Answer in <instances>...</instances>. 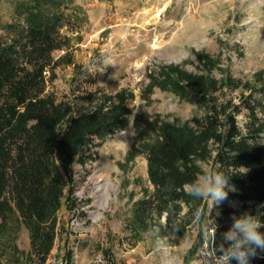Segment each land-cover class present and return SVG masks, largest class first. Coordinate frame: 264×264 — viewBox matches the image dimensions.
I'll return each mask as SVG.
<instances>
[{
	"label": "rangeland",
	"instance_id": "374dc122",
	"mask_svg": "<svg viewBox=\"0 0 264 264\" xmlns=\"http://www.w3.org/2000/svg\"><path fill=\"white\" fill-rule=\"evenodd\" d=\"M78 9L80 24L63 31L71 47L55 53L56 58L68 53L76 66H59L48 91L88 112L97 104L109 108L125 92L130 112L127 127L93 138L75 163L74 201L69 206L62 200L55 248L46 264H53L57 253H69L68 264H98L99 254L103 264H157L151 233L131 225L134 204L153 191L138 132L158 120L184 124L205 114L201 104L162 88L166 73L208 76L219 84L216 96L234 105L251 94L245 85L258 84V74L264 80V0H0V36L7 41L33 23ZM227 79L239 85H226ZM258 116L264 119V111ZM238 120L243 126L247 111ZM204 165L219 168L214 158ZM215 207L208 206L205 226L214 220ZM241 207L238 200L218 205ZM76 215L80 225L75 223L72 233ZM199 232L195 224L185 235L167 230L164 236L181 247L179 252L189 249L185 264H204L201 250L207 246L205 240L200 245ZM31 251L29 229L15 217L5 224L0 220V264H27Z\"/></svg>",
	"mask_w": 264,
	"mask_h": 264
},
{
	"label": "trees",
	"instance_id": "16d2710c",
	"mask_svg": "<svg viewBox=\"0 0 264 264\" xmlns=\"http://www.w3.org/2000/svg\"><path fill=\"white\" fill-rule=\"evenodd\" d=\"M79 14L78 9L74 15L33 23L7 41L0 36V220L5 224L15 217L29 229L32 251L27 264H46L53 253L62 200L69 206L74 201L73 167L85 147L93 138H106L128 123L125 92L109 108L97 104L88 112L59 102L48 91L59 66H76L68 53L60 58L55 53L71 47L72 40L63 31L72 32L71 25L80 24ZM175 71L177 77L165 74L162 88H172L181 98L201 104L205 114L184 124L158 120L139 130L136 141L147 156L153 191L134 204L131 225L143 231L162 225L163 235L167 230L185 235L199 224L202 245L209 204L193 200L187 185L201 163L214 158L236 188L222 203H242L239 210L217 206L212 211L219 243L234 215L260 214L264 221V207L256 208L264 205V119L258 116V111H264V80L258 74L257 86L245 85L251 94L234 105L216 96L217 81ZM227 84L239 85L230 79ZM244 111L248 121L242 126L238 118ZM198 208L203 210L199 221L194 217Z\"/></svg>",
	"mask_w": 264,
	"mask_h": 264
},
{
	"label": "clouds",
	"instance_id": "9594fccd",
	"mask_svg": "<svg viewBox=\"0 0 264 264\" xmlns=\"http://www.w3.org/2000/svg\"><path fill=\"white\" fill-rule=\"evenodd\" d=\"M246 171V170H245ZM230 177L218 168L216 170L204 165L196 174L195 179L187 185V193L193 200L206 201L210 206H218L228 199L229 192L236 191L229 183ZM264 207V206H261ZM203 215L202 209H197L194 217L197 221ZM231 227L223 233L219 245L216 244L218 225L215 220H209L204 228V240L207 248L201 250L205 257L204 264H251L256 258L264 259V221L257 215L245 212L240 216L231 217ZM166 225V221H164ZM162 225H153L148 230L153 239V252L157 264H185V256L189 249L179 252L178 245H172L161 234ZM179 230L178 228L176 229ZM98 264H103L102 257H97Z\"/></svg>",
	"mask_w": 264,
	"mask_h": 264
},
{
	"label": "built area",
	"instance_id": "2783aa9c",
	"mask_svg": "<svg viewBox=\"0 0 264 264\" xmlns=\"http://www.w3.org/2000/svg\"><path fill=\"white\" fill-rule=\"evenodd\" d=\"M75 217H76V219L72 222V225H71L72 233H73V226L75 225V223H76V225L78 224V226L80 225V223L78 222V215H76ZM205 246H207V245L205 244ZM98 256L102 257V260L104 263V261H105L104 256L102 254H99ZM53 264H68V262H67V259L64 257V255L57 253L54 256Z\"/></svg>",
	"mask_w": 264,
	"mask_h": 264
}]
</instances>
